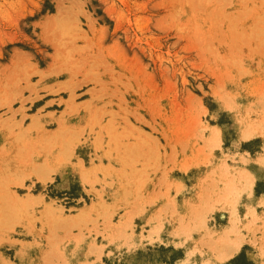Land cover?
<instances>
[{
    "label": "rangeland",
    "instance_id": "374dc122",
    "mask_svg": "<svg viewBox=\"0 0 264 264\" xmlns=\"http://www.w3.org/2000/svg\"><path fill=\"white\" fill-rule=\"evenodd\" d=\"M45 89L60 92L55 110L40 107ZM254 122L264 126V0H0V264L223 258L212 248L229 222L220 198L233 175L244 183L243 149H261L262 138L243 137ZM44 163L47 179L36 170ZM249 190L239 188L230 236L252 244L226 264H264V206L246 214ZM11 193L35 199L14 214ZM146 208L156 239L186 244L131 250Z\"/></svg>",
    "mask_w": 264,
    "mask_h": 264
},
{
    "label": "bare ground",
    "instance_id": "6f19581e",
    "mask_svg": "<svg viewBox=\"0 0 264 264\" xmlns=\"http://www.w3.org/2000/svg\"><path fill=\"white\" fill-rule=\"evenodd\" d=\"M36 120H37V118H34L33 123H32L33 125L36 124ZM43 131H42V133H43ZM57 131H56V133H57ZM263 131H264V126L260 123L254 122V123L249 124L247 129L245 131H243V137L247 138L249 136H253L256 134H263L264 133ZM51 133H53V132H51ZM208 141L210 142V144L212 146L219 145V143L221 141L220 140V128H219V126H214L212 132L209 135ZM63 150H64L63 156L69 157L71 154V151H72V147L70 145V142L67 141V144ZM21 157L23 159H25L28 157V154L26 152H24V153H22ZM8 163H9L10 168L12 169L13 174L15 175V178L18 179L19 182L23 184L24 178H25V173H26L24 171V168H17L16 163L13 162L12 160H9ZM36 167H37L36 170L42 179L49 178L50 171H51V169H50L51 167L49 165H45V163H44V164L38 165ZM227 170H228V166L224 165L225 173H227ZM80 173H81V177L83 179L87 180L88 177L91 175L92 170H91V168H81ZM239 177L244 179V183L239 184L238 182H236L238 180L237 176L233 175L228 180V184L226 185V189L224 190V192L220 198V200L223 201V207L229 211V222H228V225L225 226L224 229L222 230L223 234L213 238L212 248L216 249L218 254H220L222 257H226L228 255H233L235 253V251L238 250V248L241 244V239L238 236L232 237L230 235H231V233L236 231V222L239 220V216L237 215V210H236L237 209V203H238V200L240 197L238 194L239 188H243V189L249 188L250 189L251 184L253 182V177L246 170H242V172L239 174ZM11 198L13 199V205H9V208L10 207L13 208V209H11V211L14 214L18 213L19 209L22 208L23 204H29L30 202H32L35 199V197H33V196H28L27 198L22 199V198L18 197L16 194H12V193H11ZM218 201H219V199L214 200L213 204L217 203ZM213 204L212 205L209 204L208 209H212ZM98 205H101V202H95L92 205V207H96ZM4 207H7V206H4ZM89 207H91V206H85L84 208H82V210L78 213L77 216H81V217L85 216V214L89 211ZM51 209H52L51 206H49V205L45 206V212L46 213H49ZM250 213H255V209L251 208ZM182 218H184V216ZM195 218L199 220V222L195 225L196 227H201V226L205 225V218L201 212H197L195 215ZM207 232H209V234L213 235L214 233L217 232V230L207 229ZM208 264H213V263H208Z\"/></svg>",
    "mask_w": 264,
    "mask_h": 264
},
{
    "label": "crops",
    "instance_id": "0c3cea01",
    "mask_svg": "<svg viewBox=\"0 0 264 264\" xmlns=\"http://www.w3.org/2000/svg\"><path fill=\"white\" fill-rule=\"evenodd\" d=\"M52 81H54V80H52ZM52 81L48 82L47 85H50V83H52ZM53 86H54L53 88L55 89L58 85L55 84ZM57 94H60V92L53 93V92H50L49 89H45V91L41 92L40 93L41 97L39 99L43 100V102L40 104V107H45V109H47L46 111L55 110V108H54L55 105L53 103H50V102L52 100L56 101L59 98V96ZM50 105H52L53 108H48V107H50ZM54 127H55L54 129L59 128V126H54ZM256 135H261V134H256ZM256 135H253L252 138L249 137V139H246V140H248L247 142H252V141L258 140V138H262L261 149L258 150V151L257 150H253L251 148V146H248L246 149H243V151H244L243 153L245 154L248 162L245 164V166H243L242 164H238V167L242 168V170L248 171L253 177V182L251 184V188H250L249 191L246 192L248 195H250L249 198L252 201V202H250V204L249 203L247 204V205H251V206H248V210H247V207H246V210H245V211H247L246 214L248 212H250L251 208H254L255 209V213H257L259 211V209L262 206H264V138H263L264 135H263V137H261L262 135L261 136H256ZM220 136H221V139H222V131L220 133ZM59 143H60V141H59ZM59 155H60V157L62 156L61 153ZM239 201H240V199H239ZM239 201H238V204H239ZM238 204H237V209L236 210H237V215L240 217L241 215L239 214V205ZM149 211H150V209L146 208V211H144V213L137 214L134 217V222L136 224V230H135L134 236L132 237V241H134L135 246L131 247V250L144 248V246H147V245H150V244H153V243H156V242L166 243L165 242V238L163 237V231L160 232V234H159V238L161 239V241H160V239H156V236H157L156 234L153 235L152 233H150V231H151L150 230V226L151 225H150V223H148V218H149V215H150ZM249 217L250 216H248L247 218H249ZM250 220L251 219L249 218V220H247L244 223L248 227L250 225V223H249ZM236 224H237V222H236ZM150 234H152V237L154 238L153 241H151L150 238H149ZM238 237L242 239L238 250H236L233 255H228V256L223 257L221 259H216L213 262V264H226L227 262L231 261L232 259L234 260L233 262H238L241 258H243V257H241L242 250L246 246H251L252 243L250 241L252 239H250L249 235L245 236L244 234H242V235L239 234ZM166 239H167L166 240L167 241L166 244H168L170 246H173L174 248H180V247H182L183 245L186 244V243H183V245H176V238H173L171 240L170 237H168ZM106 250H107V246L104 248L103 253L100 255L101 261L104 260V255L106 254ZM245 252L246 253H245L244 256H246L247 259H253L250 256L249 252H247V251H245ZM83 256H84V254H83ZM83 256H81L78 259L77 262L83 261L85 259ZM186 257H187V253L185 252L184 256H182L181 258L177 259L172 264H180L181 262L184 263ZM87 261L90 264H99L100 263L99 262L100 260H97L96 258L95 259L94 258H90V259L88 258ZM163 264H166V263H163Z\"/></svg>",
    "mask_w": 264,
    "mask_h": 264
},
{
    "label": "trees",
    "instance_id": "16d2710c",
    "mask_svg": "<svg viewBox=\"0 0 264 264\" xmlns=\"http://www.w3.org/2000/svg\"><path fill=\"white\" fill-rule=\"evenodd\" d=\"M258 191V190H257Z\"/></svg>",
    "mask_w": 264,
    "mask_h": 264
}]
</instances>
